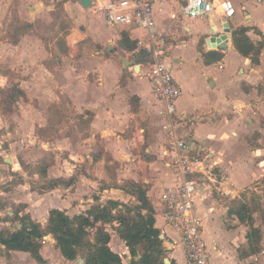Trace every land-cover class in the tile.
Returning a JSON list of instances; mask_svg holds the SVG:
<instances>
[{
    "label": "crops",
    "instance_id": "crops-1",
    "mask_svg": "<svg viewBox=\"0 0 264 264\" xmlns=\"http://www.w3.org/2000/svg\"><path fill=\"white\" fill-rule=\"evenodd\" d=\"M97 1L84 7L80 0H25L21 7V16L29 24L41 18L59 29L49 48L35 34L25 35L13 46L14 54L26 61L19 87L27 102L21 105L23 113L13 115L12 120L18 133L29 129L31 134L27 133L29 140L23 144L8 141L4 166L17 179L10 176V184L0 185V217L12 215L14 210L44 226L51 209L73 217L85 215L93 205H103L109 199L135 202L122 188L128 182L141 183L154 209V225L164 235L170 264H188L180 235L156 216L164 188L177 183L180 175L164 157L168 143L164 107L146 77L149 53L138 45L139 40L147 39V33L134 26L108 24L95 8ZM232 1L235 14L226 22L231 33L246 27L254 44L262 42L264 2ZM183 4L153 2L156 31L168 49L167 60L181 89L176 115L192 119L194 152L211 154L219 163L217 170L227 172L238 189L235 197H225L205 185L197 196L196 210L211 251V264H248L250 256L240 258L238 250L247 248L249 228L231 213V205L245 188L264 187V45L257 64L235 49L231 33L225 49L212 47L207 39L221 34L225 22L215 13L206 18L185 17L179 9ZM44 7L51 13H45ZM140 49L148 55L136 69L135 55ZM64 102L72 111L71 130L63 133L65 129L56 125L60 130L55 139L39 140V130L48 134L53 128L49 106L59 108L62 104L64 110ZM34 143L37 152L56 153L46 174H26L19 161L22 157L15 154L16 144L28 148ZM58 179L53 188L39 190V181ZM259 192H263V218L259 223L253 218L264 249V190ZM115 226L106 225L109 246L128 263L127 247ZM16 227L20 224L0 222V229L12 231ZM6 253L0 251V264H38L27 252ZM40 254L45 264L70 262L55 247L51 234L41 244ZM77 260L82 259L78 256Z\"/></svg>",
    "mask_w": 264,
    "mask_h": 264
},
{
    "label": "built area",
    "instance_id": "built-area-1",
    "mask_svg": "<svg viewBox=\"0 0 264 264\" xmlns=\"http://www.w3.org/2000/svg\"><path fill=\"white\" fill-rule=\"evenodd\" d=\"M173 1H184L179 9L189 18H206L215 13L226 23L235 14L232 0ZM153 2L154 0H100L95 3V8L110 25L134 26L147 33V39L139 40L138 45L149 53L146 77L164 107L163 128L168 136L164 157L180 175L177 183L164 188L161 209L156 211V216L180 235L188 264H211V251L204 241L202 219L196 210L197 196L206 186L225 197H235L238 189L227 172L217 170L219 163L211 154L194 152L191 141L192 119L187 120L186 116L176 115V102L181 95V89L167 60L168 49L156 31ZM48 237L49 234L44 235L41 243H46ZM248 264H264V249L250 255Z\"/></svg>",
    "mask_w": 264,
    "mask_h": 264
},
{
    "label": "trees",
    "instance_id": "trees-1",
    "mask_svg": "<svg viewBox=\"0 0 264 264\" xmlns=\"http://www.w3.org/2000/svg\"><path fill=\"white\" fill-rule=\"evenodd\" d=\"M247 31L246 27L234 29L231 33L233 45L241 55L249 58L252 64H257L260 50L264 45V37L262 42L254 44L247 36ZM220 57L221 55L217 56ZM8 93L12 100L18 98L27 100L25 92L20 87L14 86ZM47 166L48 164L40 173L46 174ZM58 182L59 179L51 180L46 188L41 189H51ZM122 189L132 196L135 202L124 203L109 199L103 205H93L85 215L73 217L61 210L51 209L44 226L32 221L30 216L26 214L20 216L18 211L13 210L12 215L0 217V222L10 220L20 224V227L13 231L0 229V245L3 246L0 251L27 252L38 264H45L40 254L41 240L44 235L51 234L60 254L66 260L76 261L75 264H162L167 257V249L164 239L159 237L160 230L154 225V209L146 195L145 185L128 182ZM236 201H232L231 213L239 221L245 222L249 228L246 233L247 248L238 250L239 257L245 258L259 251L261 232L255 225L249 204L245 201L239 203ZM114 223L119 238L127 247L130 256L128 263H125L109 246L110 233L106 230V225ZM78 256L82 262L77 261Z\"/></svg>",
    "mask_w": 264,
    "mask_h": 264
},
{
    "label": "rangeland",
    "instance_id": "rangeland-1",
    "mask_svg": "<svg viewBox=\"0 0 264 264\" xmlns=\"http://www.w3.org/2000/svg\"><path fill=\"white\" fill-rule=\"evenodd\" d=\"M36 0H26L28 3H33ZM38 1V0H37ZM25 0H0V185L6 186L10 184L9 181L10 176L13 178V181L17 179V177H13L14 175L11 173L9 169H7L5 164V157L9 153L8 149V141L17 142L19 144H23L29 140V135L31 131L29 129H25L24 132L18 133L15 129V121L12 120V116L19 113H23V109L21 105H24L25 99L18 98L17 100H12V97L8 93V90L13 88L14 86L19 87V81L23 79V65L26 63L23 57L14 54L13 46L18 44L22 37L25 35H33L35 34L37 37L42 39V43L45 47L49 48L51 45L53 38L57 35V31L59 28L54 27V22H49L46 24L41 18H36L32 24H28L24 18H22L21 11L24 8L23 5H26ZM24 3V4H23ZM22 7V8H21ZM45 13H51L50 8L44 7ZM25 17H27L24 13ZM54 59V57H52ZM65 109L62 110L63 105L59 104V108L56 104L49 106V113L53 115L51 124L53 128L49 131L48 134L38 132V139L40 138H51V140L55 139L57 135V131L60 130L56 128V125L62 126L65 131H70L72 128V111L66 106ZM25 107V106H24ZM64 123V124H63ZM67 127V128H66ZM31 128V127H30ZM39 129V128H37ZM48 129V128H46ZM7 130H10L13 135H8ZM5 131V134H2ZM37 140V142H39ZM19 144L15 146V154L17 156L22 157L19 159L21 162L22 170L30 175L33 172H40L45 168L50 162L55 160L56 153L54 152H46L40 153L37 152L35 146L37 144H32L28 148L26 146L19 147ZM39 146V145H38ZM28 162V163H27ZM3 183V184H2ZM49 180L39 181V190L40 188H46L49 185ZM258 189H255L254 186L251 185L249 188H245L242 196L239 201H245L249 204L250 212L256 217V222H261L263 218L262 214V201L261 196L263 195L264 187L262 185L258 186ZM236 201V202H237ZM237 203V204H238ZM12 211V210H11ZM17 228V227H16ZM14 228L13 230H15ZM5 230V229H4ZM12 230V231H13ZM8 231V230H7ZM10 231V230H9ZM42 244V243H41ZM263 249L260 247L259 250ZM123 255V254H122ZM79 261V260H77ZM22 262V261H21ZM80 262V261H79ZM76 261H70L65 264H75ZM8 264V263H7ZM22 264H25L22 262ZM27 264V263H26ZM60 264V263H59Z\"/></svg>",
    "mask_w": 264,
    "mask_h": 264
},
{
    "label": "water",
    "instance_id": "water-1",
    "mask_svg": "<svg viewBox=\"0 0 264 264\" xmlns=\"http://www.w3.org/2000/svg\"><path fill=\"white\" fill-rule=\"evenodd\" d=\"M91 1L92 0H80V3L84 6V7H89L91 5ZM214 30L211 31V33H213ZM231 33L230 27L228 23H224L223 24V31L221 34L219 35H211L208 39H207V43L210 44L212 47H216V45H219V48H226V39L228 38L229 34ZM144 55H148L147 51L145 49H140L138 51V53H136L135 55V67L136 69L139 67L138 63L142 60ZM159 237L161 239L164 238V235L162 233H160ZM140 256V255H139ZM138 256V257H139ZM127 262H129V259H126ZM82 262V260H81ZM162 264H170V260L168 257H165L163 260Z\"/></svg>",
    "mask_w": 264,
    "mask_h": 264
}]
</instances>
